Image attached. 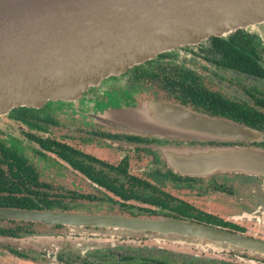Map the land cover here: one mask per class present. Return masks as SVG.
<instances>
[{
    "label": "flooded vegetation",
    "instance_id": "af4514ba",
    "mask_svg": "<svg viewBox=\"0 0 264 264\" xmlns=\"http://www.w3.org/2000/svg\"><path fill=\"white\" fill-rule=\"evenodd\" d=\"M237 31L248 37V48H240L237 56L246 57H240V62L249 64L247 71L231 68L226 55L229 51L213 46L214 39L227 40ZM140 66L156 74L155 97L136 90L147 80L136 81L133 69ZM182 90L198 92L199 96H183ZM108 94L116 95L123 108L154 100L181 105L215 119L238 120L241 124L236 125L250 126L263 138L250 143L163 139L102 127L93 119L98 115L93 107L108 101ZM121 95L130 104L126 105ZM226 102L235 105L236 111L226 108ZM20 108L0 115V201L34 200L38 206L30 209L34 211L178 220L264 242V177L219 172L205 177L186 176L168 160L177 148L250 146L264 150V24L159 54L119 76L103 79L72 102L53 100L40 108ZM4 221L14 227H0V231L14 233L0 237L12 241L35 237V227H41L71 238L129 242L85 247L79 253H41L36 260L39 263L264 264V256L248 250L231 248L224 256L208 254L201 250L208 242L193 237L180 238L176 243L158 240L156 237L163 236L149 231L117 238L81 236L71 232L108 234L113 230L104 226ZM7 254L33 261L13 249Z\"/></svg>",
    "mask_w": 264,
    "mask_h": 264
},
{
    "label": "water",
    "instance_id": "95a60500",
    "mask_svg": "<svg viewBox=\"0 0 264 264\" xmlns=\"http://www.w3.org/2000/svg\"><path fill=\"white\" fill-rule=\"evenodd\" d=\"M261 24L264 0H0V115L53 100L72 102L103 79L159 54ZM96 111L93 119L99 126L156 138L247 143L263 138L255 129L154 100ZM169 155L181 175L264 177L260 148H177ZM0 219L104 226L116 236L149 231L173 240L193 237L264 256L263 241L178 220L4 207Z\"/></svg>",
    "mask_w": 264,
    "mask_h": 264
},
{
    "label": "rangeland",
    "instance_id": "374dc122",
    "mask_svg": "<svg viewBox=\"0 0 264 264\" xmlns=\"http://www.w3.org/2000/svg\"><path fill=\"white\" fill-rule=\"evenodd\" d=\"M154 80H145L138 84L136 87V90L139 91L141 94H145L146 97H155L157 95V89ZM116 95L114 94H108L107 99L108 101L99 103L97 105H94V110L97 108L99 111L108 109L109 107H115L120 106V101L115 97ZM160 96V95H159ZM121 98L124 102L127 104H130L129 99H126L125 96L121 95ZM244 175V174H241ZM1 220V219H0ZM3 221H0V227L2 228H12L14 227L13 224L9 223L8 221H4L6 219H2ZM11 221V220H9ZM37 235L35 237H23L19 241H12V239H8L5 237H0V264H47V262H42L39 263L37 262V257L41 255V253L45 254L47 252H54L56 250L60 252H74V253H79V250H85V247H101V246H109L111 244L115 245H126L129 243L128 241H116L114 242L111 239H101L100 241L97 242L96 240H90V238H71L69 236H63L62 233L59 231L52 232L51 231H46L41 227H35ZM79 231H73L71 234H77L81 236H103V237H116V235H111L110 233H90V232H85V233H78ZM130 235V234H128ZM125 236V235H123ZM121 237V236H120ZM117 238V237H116ZM119 238V237H118ZM89 239V240H88ZM97 239V238H93ZM158 240H163V241H171V242H180V239H166V237H156ZM112 241V242H110ZM182 241V240H181ZM109 242V243H108ZM149 243V242H148ZM83 245L82 247H77L78 245ZM203 244V243H201ZM205 245V246H204ZM203 245V250L204 252H209L208 254L216 256H224V252H229L232 251L231 248H225L222 246H215V245H210L207 243ZM149 246H154L153 242L149 243ZM81 248V249H79ZM9 249H13L16 251H19L21 253H24L25 255L28 256L29 259H32L33 261H22L21 259L18 258H13L10 257L7 254V251ZM200 250V251H201ZM199 250H196V252Z\"/></svg>",
    "mask_w": 264,
    "mask_h": 264
},
{
    "label": "trees",
    "instance_id": "16d2710c",
    "mask_svg": "<svg viewBox=\"0 0 264 264\" xmlns=\"http://www.w3.org/2000/svg\"><path fill=\"white\" fill-rule=\"evenodd\" d=\"M247 30V29H246ZM247 36L243 34L242 31H237L235 34L231 35L227 40H221V39H214L213 46L218 50H225L226 52L229 51V53H226L227 57H229L228 63H230V67L237 69V70H243L247 71L249 68V64H243L240 62V57H245L244 55H241L239 58V49H246L248 48L247 44ZM250 39V38H249ZM221 53V52H220ZM246 58V57H245ZM134 76L137 78L136 81H139L141 78H147L149 80H155V72L146 70L144 67H136L133 69ZM183 96H193L197 97L199 96L198 92H194L192 90H182ZM226 108H230L233 112H235L237 107L233 104L225 103ZM19 111H28L26 108H20ZM212 115V114H210ZM214 116V115H212ZM226 122L232 123V124H241V121L238 120H224ZM249 126V125H248ZM250 128V126H249ZM0 207L4 208H13V209H22V210H30L34 208H38L37 201L34 200H15V199H3L0 201ZM12 230H2L0 231V234L3 236H13Z\"/></svg>",
    "mask_w": 264,
    "mask_h": 264
}]
</instances>
